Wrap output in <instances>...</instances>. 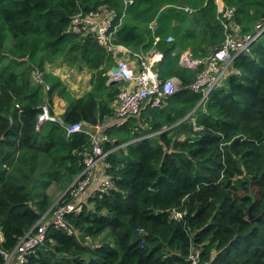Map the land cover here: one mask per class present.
<instances>
[{
    "label": "trees",
    "instance_id": "1",
    "mask_svg": "<svg viewBox=\"0 0 264 264\" xmlns=\"http://www.w3.org/2000/svg\"><path fill=\"white\" fill-rule=\"evenodd\" d=\"M222 1L236 8L242 35L264 18V0ZM102 6L120 17L131 6L116 42L157 51L160 79L172 75L182 89L162 108L148 104L106 127L104 151L116 150L101 169L114 189L86 192L81 211L66 215L69 229L50 228L28 264H190L193 249H202L203 264H264V34L199 107L203 95L189 86L203 68L180 64L184 53L201 59L224 42L215 0H134L126 10L124 0H0V264L2 251L71 199L54 205L48 191L82 175L93 142L66 127L115 113L123 87L107 84L115 58L68 32L75 15ZM61 60L94 73L81 97L47 71ZM35 72L42 83L33 84ZM55 94L66 113L38 127L46 103L55 116Z\"/></svg>",
    "mask_w": 264,
    "mask_h": 264
},
{
    "label": "built area",
    "instance_id": "2",
    "mask_svg": "<svg viewBox=\"0 0 264 264\" xmlns=\"http://www.w3.org/2000/svg\"><path fill=\"white\" fill-rule=\"evenodd\" d=\"M218 6L219 17L225 31V40L218 46L211 48L209 53L201 59H192L190 53L182 55V64L185 68H203L198 74L197 79L189 86L196 92L202 93L201 105L208 99L209 94L232 73L235 60L242 54L248 53L253 44L264 34V18L256 25L252 33L242 35L241 28L236 24V8L229 7L222 0H215ZM134 0H124V10L132 5ZM186 12L192 13L189 7ZM126 15L120 17L117 11L102 6L97 11L89 13L80 12L74 16L68 32L81 38H93L108 55L115 58L114 67L118 68L117 73H113L112 68L108 72L109 83L116 81L122 83L123 87L117 95L118 106L113 116L107 118L103 123L91 128L88 124L80 122L67 126L68 135L85 132L93 142L91 153L84 160L85 169L82 175L70 186V201L60 207L52 214H45L41 220L26 233L12 250L2 251L4 264H28L29 255L38 247L42 246L47 239V232L50 228L69 229L65 220L69 213L81 211L79 201L88 190L91 192H105L114 189L110 175L105 168L100 170L107 156L116 149L106 152L104 144L108 141L105 133L106 127L110 123L121 126L130 117H137L148 105L153 107H163L166 100L177 94L181 89V83L177 78L161 80L156 69V63L161 61L162 56L153 50L148 54L133 52L129 47L120 45L116 42V35L123 27ZM173 37L168 41L172 42ZM159 41V39H157ZM130 58L135 62L132 64ZM43 78L42 73L35 72L34 76ZM196 110L192 111L191 117ZM194 119V118H193ZM192 119L193 126L197 127L196 120ZM57 117L50 112V105L43 106L38 127L46 121H56ZM88 128V129H87ZM123 147V146H121ZM107 167V164L106 166ZM93 185H96L93 187ZM175 220L183 219V214L177 210L172 213ZM202 249H193L189 257L190 264H203L201 262Z\"/></svg>",
    "mask_w": 264,
    "mask_h": 264
},
{
    "label": "rangeland",
    "instance_id": "3",
    "mask_svg": "<svg viewBox=\"0 0 264 264\" xmlns=\"http://www.w3.org/2000/svg\"><path fill=\"white\" fill-rule=\"evenodd\" d=\"M130 7H128V9L126 11V16H127L126 18L127 19H128V11H129ZM140 52L142 53V51H140ZM150 52H148V53H150ZM78 65L79 64L70 65V64L66 63L65 61L61 60V61L57 62L56 64L51 65L47 69V71L51 72V74H53V76L59 78L60 81L63 83V85H65L66 90L68 92H70L73 96L76 95L75 97L82 96L83 92H84L83 91V86H82L84 84V77H83L84 73H83V71L87 70V71L92 73V77H91V80H90V85H91V81H92V78H93V75H94V73L92 71H90L89 69L81 68ZM171 78H173L172 75H170L168 77V79H171ZM32 80H33V84H37V83H42L43 82V80L40 77H38L37 75L33 76ZM108 82H109V80H108ZM118 85L121 86V83L118 84ZM48 89L49 88H47V90ZM54 98H58L62 102L66 103V101L61 96H59L58 94H55ZM159 108H161V107H159ZM69 188H70V186L68 188L64 189L62 186L54 184L49 189L48 192L50 193L51 197L55 201L54 205L59 204L61 200H64L67 196L70 195L71 192L69 191Z\"/></svg>",
    "mask_w": 264,
    "mask_h": 264
},
{
    "label": "crops",
    "instance_id": "4",
    "mask_svg": "<svg viewBox=\"0 0 264 264\" xmlns=\"http://www.w3.org/2000/svg\"><path fill=\"white\" fill-rule=\"evenodd\" d=\"M186 53H189V52H186ZM130 62L133 64L135 62V60L130 58ZM180 64L183 66L182 57H181ZM83 73H84V75H83L84 84L82 86H83V91H84L83 94H84V93H86L87 91H89L91 89L90 80H91V77H92V73L87 71V70H84ZM173 78H176V77H173ZM107 84L109 85L110 83L108 82ZM74 96H76V95H74ZM79 97H81V96H79ZM117 106H118V102L116 100L115 102H113V108L116 109ZM67 107H68V103L67 102L65 103V102H62L61 100H59L58 98H54L52 109H53V113L57 117V119L62 117L66 113ZM191 114H192V112L189 115H191ZM188 116L185 119H187ZM90 127L94 128L93 125L90 126ZM166 130H167V128L164 129V131H166ZM100 170H101V166H100ZM95 186L96 185H93V187H95ZM91 191H92V189L89 190V192H91ZM3 241H4V237H3V234L0 232V245H1V243Z\"/></svg>",
    "mask_w": 264,
    "mask_h": 264
},
{
    "label": "water",
    "instance_id": "5",
    "mask_svg": "<svg viewBox=\"0 0 264 264\" xmlns=\"http://www.w3.org/2000/svg\"><path fill=\"white\" fill-rule=\"evenodd\" d=\"M112 71H113V73H117V72H118V68L114 67V68L112 69ZM110 84H117V82H116V81H113V82H111ZM201 103H202V102H200V104L198 105V107L201 105ZM250 211H251V210H250ZM251 220H252V217H251Z\"/></svg>",
    "mask_w": 264,
    "mask_h": 264
}]
</instances>
